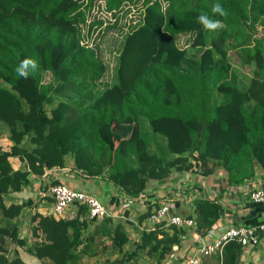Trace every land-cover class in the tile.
Listing matches in <instances>:
<instances>
[{
  "label": "trees",
  "instance_id": "16d2710c",
  "mask_svg": "<svg viewBox=\"0 0 264 264\" xmlns=\"http://www.w3.org/2000/svg\"><path fill=\"white\" fill-rule=\"evenodd\" d=\"M95 1L0 0V123L7 127L11 142L8 150L0 148V215L5 221L0 225V264H25L16 251L7 255L6 239L41 264H71L77 247L91 238L86 230L95 219L86 217L83 206L73 207L70 218L28 211L47 197L45 192L60 183L57 180H49L51 185L41 189L40 198L6 201L9 193L29 183V175L42 178L45 169L67 167V156L72 159L69 171L101 178L119 188L122 196L144 202L138 222L150 213L153 199L157 201L144 192L148 181L162 183L174 173L189 171L206 176L213 168L223 170L230 185L245 183L256 169L264 175L262 40L252 38L243 50L244 61L255 69L240 86L223 46L231 31L264 24V0H141L139 17L122 36L105 87L99 82L106 64L88 43L103 23L87 21ZM124 2L132 0L103 3L114 17ZM214 3L228 15H214ZM202 13L225 27L205 30L195 22ZM182 34L191 36L190 46L196 52L188 54L177 46L175 37ZM24 58L38 64L27 80L14 71ZM43 72L50 73L53 84H42ZM54 97L60 100L46 112L44 106ZM144 123L163 139L154 151L142 131ZM9 157H16L21 167L13 169ZM191 192L187 188L179 192L190 200L180 213L194 220L189 237L190 232L210 231L221 212L219 203ZM117 200L110 204L118 205ZM159 204L154 202V207ZM23 215L31 235H41L28 247L19 237ZM110 218L98 219L94 228L106 230L110 244L121 250L129 237L118 223L108 230ZM152 224L140 231L128 257L144 250L153 264H164L173 247L181 246L186 229L165 220ZM235 225L248 226L231 222L217 229ZM242 252L240 244L230 240L214 258L216 264H239Z\"/></svg>",
  "mask_w": 264,
  "mask_h": 264
},
{
  "label": "rangeland",
  "instance_id": "374dc122",
  "mask_svg": "<svg viewBox=\"0 0 264 264\" xmlns=\"http://www.w3.org/2000/svg\"><path fill=\"white\" fill-rule=\"evenodd\" d=\"M103 2L104 0H96L94 6L90 9L89 15H87V21H92L93 19L103 21V23H101L98 27V30L95 29L94 33H91V36L89 37L90 39L88 41L90 45L97 49L101 60L106 64V72L104 73L101 82H99V86L101 87H105L110 82V79L112 77V69L114 67V58L118 48L120 47L122 36L124 35L125 30H127L131 24L136 23L139 17V12L141 10V0H132V2H124L117 10V12L114 13V17H112L111 13L105 10ZM82 31H84V28L82 29ZM190 38L191 36L182 34L177 39H175L177 46L180 48H184L188 54L191 52L193 53V50L194 52L197 51L195 49H191L189 40ZM252 38H261L264 49V24L256 23L250 28L249 26H243L239 30L231 31L230 36L223 42L224 49L226 50L227 62L231 66V70L236 74V80L239 86L245 85L248 82L249 78L254 74V64L252 62L249 63L244 61L243 52L246 47L250 46ZM41 82L42 84H53L54 80L49 72H43L41 76ZM213 93L220 94L217 91H214ZM219 96L221 97L223 96V94H220ZM58 100H60V97H54L51 104H46L44 106L46 112H48L51 107L55 106ZM142 131L148 135L147 142L150 150L154 151L155 144L163 143V139L160 136H157L158 134L153 135L149 127L145 123ZM5 142H10L8 138V130L5 125L0 123V146H3L5 148ZM66 161V166L70 167L72 164L71 157L67 156ZM9 162L11 166H14L13 161ZM215 171H217V168H213V173H215ZM189 173L191 174V177H193V179L191 178L192 181H190V177H188L190 181L189 183H180V185L176 188V192L172 196H169L170 198H181L179 193L180 188L184 187L190 191L192 190L191 194L193 195H201V181H199V179L197 178V175H199L198 172L190 171ZM168 181V179L163 180L161 185L158 184L159 182L157 181H148L146 186H148V189L152 185L151 187L160 188V190H163V188L172 187V185L169 184ZM176 184L178 183H174V185ZM45 185H51V182H48ZM44 196L47 197H43V201H40V203L43 206H49L51 202L47 199L51 198L49 195V190L45 192ZM117 198L120 202L123 201L122 199L128 201L126 197L122 196L121 198V195H119V197ZM154 200L155 198L151 202L150 210L154 208V202L157 203L158 201V204L161 202V198H157V201ZM122 203H124V201ZM143 204L144 206L141 207V210H135L134 214L132 215H129L128 211L121 207L120 212H118L114 217L115 220L118 221L117 223L120 224L123 230H125L127 235L130 234L129 236L131 239L136 238L137 240L142 229L151 228L153 226V224L148 221L147 217L140 222L137 221L138 215L145 212V203L143 202ZM72 210L73 209L70 208L69 211L63 212L62 215L60 214V216L62 218H65L67 215H72ZM100 221L101 220H92L91 222H89V225L87 227L88 229L86 230V232H89L91 238L86 241L87 243L83 249L84 251L89 253V258L79 264H153L154 259L149 256H146L144 250H138L134 256L128 257V253L131 251L132 248H134V241L131 239L125 244L126 249L124 248V251L122 250V247L121 250H118L117 248L112 246L109 241V235L107 236L105 232L106 230L100 231L99 229L94 228L95 226L99 225ZM116 221H114V223H116ZM4 224L5 221L0 215V225ZM110 226L111 225L109 224L107 225L108 230H111V228H113V226ZM24 229L27 230L25 231ZM24 229L21 230V236H23V234H26V239H28L27 232H29L30 227ZM188 234L189 231L186 230V232L184 233V235H186L185 239H180V244L183 247L191 245V240ZM97 241L101 242L102 244V247L100 249L94 246ZM104 241H107L109 245L105 246ZM31 243H33L31 240H29V243L26 242L27 245H31ZM5 247L7 250L6 253L9 257L13 256L14 251H16L17 255L19 254L17 252L19 250L17 248V250L15 249L16 245L8 241L7 239L5 242ZM180 247H178L179 251H177V253H182ZM201 264H216V260L214 257L205 258L201 260Z\"/></svg>",
  "mask_w": 264,
  "mask_h": 264
},
{
  "label": "crops",
  "instance_id": "0c3cea01",
  "mask_svg": "<svg viewBox=\"0 0 264 264\" xmlns=\"http://www.w3.org/2000/svg\"><path fill=\"white\" fill-rule=\"evenodd\" d=\"M179 36L180 35L176 36L175 38L177 39ZM4 145L6 146L5 148L3 146L2 147L0 146V148L2 150H8L10 146V142H5ZM8 159L9 161L14 162V166H11L13 169H18L21 167V162L16 157H9ZM189 172L174 173L169 178L168 181V183L172 185V187L170 188H163V190H160V188L151 187L152 186L151 185L149 189L147 186L144 191L146 192V194H151L150 195L151 197L153 195L156 196L157 198H170L169 196L170 195L172 196L176 192L177 190L176 188L177 186L180 185V183L186 184L192 181L191 178L193 179V177H191V174ZM43 175L45 177L42 178L29 175V183L25 187H23L20 191L9 193L6 197L7 203L10 201L19 202L27 198L35 199L37 197V193L41 191V189L45 186L46 183L49 182V180L50 181L57 180V182L64 183L71 188L91 193L92 195L96 196L105 206L109 204L107 212L108 215L111 217L109 223V225L111 226H114L118 222L115 220L114 217L118 212H120L121 207L126 209L129 215H132L134 214L135 210L140 211L141 207H143L144 205L140 201H136V199L135 200L129 199L126 196L125 197L127 198L128 201L122 199L124 201V203H122L123 201L120 202L117 200L118 205H113L114 204L113 202L116 200L117 197H119V195L121 196L124 195L121 193L119 188L109 184L108 182H106L101 178H86L77 173L71 172L68 170V167L57 168V169L53 168L50 170L45 169ZM188 177H190V181ZM197 178L199 179V181H201V186H200L201 196L210 198L213 201L219 203L221 206L220 215L216 219L212 227L210 228L212 230L216 229V231L214 232L215 236L219 232L217 227L219 228V227L227 226L231 222H237L247 225L264 224V208H262L259 204L250 202V200L246 196V192L244 188L245 186L248 187L249 185L252 184L262 183L264 179V175L260 169H256L255 174L252 178H250L245 183L239 185L228 184L226 180L225 172L221 169H217L215 173H211L206 176L197 175ZM174 183H178V184L174 185ZM158 184L161 185L162 183L159 182ZM174 200L175 201H173V203L175 204L174 209L176 213H183L187 209V205H188L187 202L189 200L185 199V197L174 198ZM110 202H112L113 204H110ZM40 204L38 203L36 207L28 209V211L30 212L37 211L42 214L48 212V207ZM72 216L73 213L72 215L71 214L67 215L65 218H70ZM27 218L28 217L25 215L19 218L20 221L19 237H23V239H25L27 243H29V240H31L33 243L35 241L41 240L40 234H39V238H37L36 236L33 237L31 235V232H27L28 239H26V234H23V236H21L22 235L21 230L29 227L27 224ZM114 221H116V223H114ZM24 230L26 231L27 229ZM129 235L128 237L130 240L131 238ZM204 235H208V231L201 234L202 237ZM131 240L135 241L136 238H132ZM190 240H192L191 237ZM33 243H31V245ZM86 243H87L86 240H83L81 244L77 247L75 251L77 258L71 264H79L84 260H86L87 258H89V253H87L86 251L84 252L83 250ZM125 244L122 246L123 251L125 248ZM104 245L108 246L109 244L107 241H104ZM25 246L28 247L30 245L29 244L27 245L25 243ZM94 246L100 249L102 247V244L101 242L97 241L94 244ZM16 248L19 250L17 251L19 253L18 254L19 257L22 259V261L25 262V264H41L37 258L33 257L32 255L24 251L23 247L20 248L16 246L15 249ZM239 260H240L239 264H264V230L261 231L259 234V243L257 248L251 249V251L244 250ZM45 261H47V259H45Z\"/></svg>",
  "mask_w": 264,
  "mask_h": 264
},
{
  "label": "built area",
  "instance_id": "2783aa9c",
  "mask_svg": "<svg viewBox=\"0 0 264 264\" xmlns=\"http://www.w3.org/2000/svg\"><path fill=\"white\" fill-rule=\"evenodd\" d=\"M244 188L250 202L259 204L264 208V184H252ZM49 195L51 203L47 206L48 212L46 213L54 218H62L60 214L62 215L63 212L77 206L85 207V215L90 219L98 220L108 215L106 206L96 196L71 188L64 183H56L49 186ZM37 196L40 198L42 192L39 191ZM173 200L172 198H161L159 206L150 210L147 216L148 221L154 223L165 220L169 225L184 228L187 231H194V220L191 216L176 213L173 209ZM263 230L264 224H259L228 226L216 236H213L214 233L211 232V229L208 231V235L203 237L197 233L190 232L192 233V236H190L192 238L191 245H187L184 248L181 246L182 253H177L179 248L174 246L165 259L164 264H201L202 259L218 256L222 246L230 240L239 243L243 252L244 250L251 251V249L257 248L259 243L258 236ZM180 237L183 240L185 239L184 235Z\"/></svg>",
  "mask_w": 264,
  "mask_h": 264
},
{
  "label": "clouds",
  "instance_id": "9594fccd",
  "mask_svg": "<svg viewBox=\"0 0 264 264\" xmlns=\"http://www.w3.org/2000/svg\"><path fill=\"white\" fill-rule=\"evenodd\" d=\"M211 12L214 15H219L222 17H226L228 15L227 11L220 3H214L211 7ZM195 22L199 23L205 30L208 31H216L225 27L224 23L221 20L211 19L208 15L203 13L199 14L195 18ZM37 68L38 64L36 60L32 58H24L19 62L14 71L19 78L27 80L30 74L35 72Z\"/></svg>",
  "mask_w": 264,
  "mask_h": 264
}]
</instances>
